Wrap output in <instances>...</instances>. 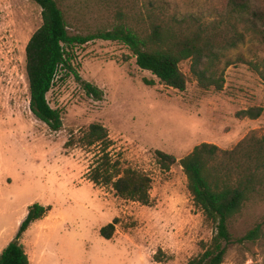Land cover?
Instances as JSON below:
<instances>
[{"label":"rangeland","instance_id":"1","mask_svg":"<svg viewBox=\"0 0 264 264\" xmlns=\"http://www.w3.org/2000/svg\"><path fill=\"white\" fill-rule=\"evenodd\" d=\"M164 2L173 13L207 19L219 18L227 7V0ZM64 3L78 14L71 20L73 33L112 22L97 0ZM42 22L34 1L0 0V236L5 238L0 244L16 237L29 206L39 202L51 209L23 235L31 264H188L216 230L195 206L180 164L162 170L156 151L181 159L202 142L231 149L249 134L264 135V111L257 119L237 115L264 108V36L247 33L227 52L225 61L232 64L219 68L226 77L221 91L201 88L189 60L180 64L188 77L180 91L139 68L123 43L77 45L72 63L80 78L60 71L48 93L63 116V127L54 131L30 109L26 73V47ZM86 83L100 95L90 93ZM96 122L109 130L114 159L152 176L149 205L122 199L112 186L88 179L99 146H83L79 138ZM116 218L114 237L104 238L101 228ZM259 223L258 240H236ZM230 230L235 241L223 264H264V198L247 203ZM158 251L163 262L154 259Z\"/></svg>","mask_w":264,"mask_h":264},{"label":"trees","instance_id":"2","mask_svg":"<svg viewBox=\"0 0 264 264\" xmlns=\"http://www.w3.org/2000/svg\"><path fill=\"white\" fill-rule=\"evenodd\" d=\"M42 9V25L30 38L26 47V73L30 90V109L37 119L52 130L63 127V116L48 100L55 79L60 71L74 73V48L95 40L120 42L136 57L142 70L150 71L169 87L184 91L188 77L180 64L191 61V72L203 89L224 88L225 62L229 50L237 48L247 33L264 36L263 0H227L224 14L207 19L196 14H177L170 11L166 0H97L102 10L111 12L112 22L94 29L72 32L74 8L65 0H32ZM86 25L85 22H83ZM149 85L154 80L145 79ZM90 93L100 91L86 83ZM261 106L243 109L237 113L242 118H259ZM86 147L99 146V156L88 171V179L95 185L112 186L116 196L144 205L151 203L153 178L145 171L124 166L114 159L113 141L108 128L100 122L92 123L79 138ZM70 143V142H69ZM68 144V143H67ZM161 169L170 171L180 164L187 180L188 190L195 206L206 220L213 223L215 234L204 251L188 264H223L228 245L234 242L230 221L239 215L247 203L264 198V135L252 133L240 140L235 147L223 149L211 142H202L186 156L178 159L162 150L156 151ZM50 206L36 202L29 206L16 237L1 251L0 264H31L29 253L22 242L31 225L45 218ZM118 219L101 228L106 239H112ZM263 223L257 224L238 242L256 241L262 236ZM158 251L154 259L163 262Z\"/></svg>","mask_w":264,"mask_h":264},{"label":"crops","instance_id":"3","mask_svg":"<svg viewBox=\"0 0 264 264\" xmlns=\"http://www.w3.org/2000/svg\"><path fill=\"white\" fill-rule=\"evenodd\" d=\"M21 221V220H20ZM5 238L0 236V243L2 240H4ZM13 238L8 237V239L4 242V244H0V252L12 241Z\"/></svg>","mask_w":264,"mask_h":264}]
</instances>
